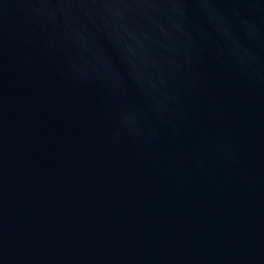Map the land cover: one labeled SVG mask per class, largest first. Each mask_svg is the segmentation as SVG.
I'll list each match as a JSON object with an SVG mask.
<instances>
[{
  "label": "water",
  "instance_id": "95a60500",
  "mask_svg": "<svg viewBox=\"0 0 264 264\" xmlns=\"http://www.w3.org/2000/svg\"><path fill=\"white\" fill-rule=\"evenodd\" d=\"M0 264H264V0H0Z\"/></svg>",
  "mask_w": 264,
  "mask_h": 264
}]
</instances>
